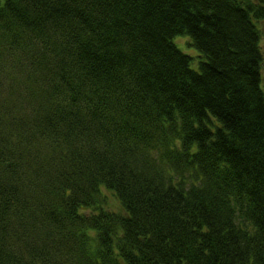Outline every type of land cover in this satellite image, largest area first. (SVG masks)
<instances>
[{
    "label": "trees",
    "instance_id": "16d2710c",
    "mask_svg": "<svg viewBox=\"0 0 264 264\" xmlns=\"http://www.w3.org/2000/svg\"><path fill=\"white\" fill-rule=\"evenodd\" d=\"M263 29L264 0H0V264H264Z\"/></svg>",
    "mask_w": 264,
    "mask_h": 264
},
{
    "label": "rangeland",
    "instance_id": "374dc122",
    "mask_svg": "<svg viewBox=\"0 0 264 264\" xmlns=\"http://www.w3.org/2000/svg\"><path fill=\"white\" fill-rule=\"evenodd\" d=\"M188 37L185 36H178L174 39V43L178 47L179 50H181L183 53H186L190 56H197V52L194 50V47H191L188 43ZM261 47L262 51L264 54V29H263V37H262V42H261ZM263 76H264V71H263ZM264 89V84L262 85ZM103 195L106 197V200L112 210L119 211L120 210V205L113 196L112 193L107 192L106 190L103 191Z\"/></svg>",
    "mask_w": 264,
    "mask_h": 264
}]
</instances>
